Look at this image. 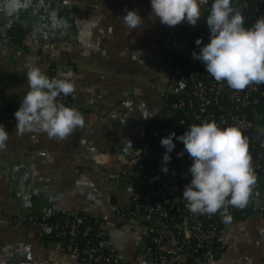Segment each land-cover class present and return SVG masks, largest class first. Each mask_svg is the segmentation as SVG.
<instances>
[{"label":"crops","instance_id":"crops-1","mask_svg":"<svg viewBox=\"0 0 264 264\" xmlns=\"http://www.w3.org/2000/svg\"><path fill=\"white\" fill-rule=\"evenodd\" d=\"M133 9L143 18L131 30L121 17ZM161 26L186 45L198 31L210 33L205 13L195 26L161 24L150 0H28L11 16L0 11V125L9 132L7 147L0 150V264H83L56 242L38 239L30 214L56 211L99 217L122 264H156L145 227L120 222L117 212L142 184L135 164L124 160L136 156L159 125L166 91L156 82ZM17 27L26 30L21 46L11 42ZM50 61L55 78L75 83L70 96L85 124L63 140L38 129L17 135L18 109L7 105L29 91L28 66L36 64L47 74ZM147 111L155 114L140 116ZM106 166L132 173L109 180ZM257 183L263 186L258 209L247 215L248 205L236 210L230 222L217 213L223 249L212 264H264V178Z\"/></svg>","mask_w":264,"mask_h":264},{"label":"built area","instance_id":"built-area-1","mask_svg":"<svg viewBox=\"0 0 264 264\" xmlns=\"http://www.w3.org/2000/svg\"><path fill=\"white\" fill-rule=\"evenodd\" d=\"M213 0L204 5L208 15ZM233 6L245 16V26L251 27L264 16V0H232ZM210 42L205 38L202 45L190 46L159 27L156 32L158 64L167 73L168 88L161 99L159 125L163 131L153 130L150 139L138 146L136 156L128 157L124 163H134V170L140 174L141 187L134 191L128 205L117 212L122 223H136L145 227L152 259L156 264H212L222 251L221 226L214 215L192 214L183 200L185 186L191 181L189 168L192 159L183 150V143L174 138L175 149L170 153L168 172L162 171L163 155L167 149L161 145L162 138L175 132L182 135L190 124L205 120H215L221 127L236 126L246 139L248 155L251 152V169L254 173L264 174V84H252L245 90L235 91L226 82H217L207 72L205 65L193 58L203 44ZM182 80V81H181ZM183 84V87H181ZM172 94L175 98L168 99ZM60 96L58 102L61 98ZM167 97V98H166ZM154 161H148L149 155ZM104 177L119 181L132 173L126 167H105ZM237 208L229 207L233 214ZM40 241L43 230L49 226L29 216ZM82 222L75 216L65 225L72 231ZM56 240L60 249L83 264H119L116 250L106 241L109 251L105 255L98 252L100 246L89 241L87 255L79 259L78 243L66 231Z\"/></svg>","mask_w":264,"mask_h":264},{"label":"clouds","instance_id":"clouds-1","mask_svg":"<svg viewBox=\"0 0 264 264\" xmlns=\"http://www.w3.org/2000/svg\"><path fill=\"white\" fill-rule=\"evenodd\" d=\"M150 3L151 13L161 24L175 27L187 22L195 26L208 0H150ZM27 4L28 0H0V11L11 16ZM206 16L210 42L203 44L198 53L194 51L193 58L205 65V72L215 81L226 82L235 91L264 84V16L246 27L245 16L233 6L232 0H213ZM121 18L133 30L140 27L143 17L133 9L126 10ZM195 43L202 45V38ZM26 79L29 91L14 113L17 135L38 129L50 139L63 140L84 126L85 118L78 109L58 102L60 96L75 92L76 85L70 78L49 77L38 65L31 64ZM154 114L147 111L140 116L147 119ZM174 138L184 146L178 155L186 152L193 161L189 168L192 178L182 198L189 212L208 216L219 213L224 222H230L229 207H247L255 183L243 133L236 126L221 127L215 120L190 124L180 136L172 132L160 141L167 149L163 155L165 173L176 146ZM8 139L9 132L0 125V150L7 147ZM129 147H133L132 142Z\"/></svg>","mask_w":264,"mask_h":264},{"label":"trees","instance_id":"trees-1","mask_svg":"<svg viewBox=\"0 0 264 264\" xmlns=\"http://www.w3.org/2000/svg\"><path fill=\"white\" fill-rule=\"evenodd\" d=\"M12 37L11 42L15 45H23V41L26 35V30L20 27L14 28L12 30ZM167 32V30H165ZM207 29L204 28L198 33L195 34L193 40L190 42V46H197L195 41L198 38H202V42L205 38H210V33L206 35ZM179 40V39H178ZM180 41V40H179ZM54 62L50 61L48 68H47V75L49 77H54ZM167 100L174 99L175 97L170 94L167 96ZM166 97V98H167ZM23 98L14 97L13 100L7 105L8 110H17L21 106ZM60 103H64L67 106H72L78 109L81 112V108H79L78 104L72 97L66 96L59 100ZM159 126V125H158ZM156 127L158 131H163L162 127ZM146 160L154 161L155 155H149ZM259 174V173H256ZM264 178V174H259ZM140 178V174L138 173ZM142 185V184H141ZM33 219L38 222H43L47 224L49 227L43 230V240L41 241L42 244H48L51 241L60 240V233L64 230L67 233V236L74 237L75 242L78 243V252H79V259L87 255L86 252V244L87 241L89 243L100 246L101 250L98 252L101 255H105L109 251V246L105 245L104 242L107 240V235L104 233L103 229L101 228V219L97 216L86 215L80 212L77 213H69V212H62L56 211L49 215H43L41 212L31 213ZM75 216H79L82 218V222L77 226V229L72 231L68 226L65 225L66 221H71L75 218ZM214 218L219 221L218 214L214 215ZM220 223V221H219ZM99 264H103L102 262ZM119 264H122L119 260Z\"/></svg>","mask_w":264,"mask_h":264},{"label":"water","instance_id":"water-1","mask_svg":"<svg viewBox=\"0 0 264 264\" xmlns=\"http://www.w3.org/2000/svg\"><path fill=\"white\" fill-rule=\"evenodd\" d=\"M137 122H140V118H135ZM144 127L145 124L144 122L140 124V134H143L144 132ZM158 127H162L159 125ZM251 155V152L249 153ZM263 196V186L261 184H258L257 181L255 180V183L251 187V194L249 198V204H248V211L245 212L243 215L249 214L253 209H258L259 205L261 204V199Z\"/></svg>","mask_w":264,"mask_h":264},{"label":"rangeland","instance_id":"rangeland-1","mask_svg":"<svg viewBox=\"0 0 264 264\" xmlns=\"http://www.w3.org/2000/svg\"><path fill=\"white\" fill-rule=\"evenodd\" d=\"M202 13H205V8L202 7ZM156 82L158 85H164L165 89L167 90L168 88V80H167V73L164 72V71H161L160 68L158 69V75H157V78H156ZM148 131L151 130V128H147ZM255 180L257 181H261L263 179V177L261 175H257L255 174ZM124 178H122L123 180Z\"/></svg>","mask_w":264,"mask_h":264}]
</instances>
